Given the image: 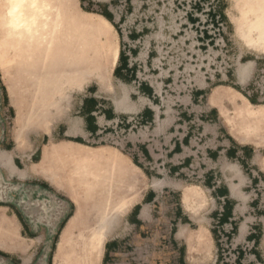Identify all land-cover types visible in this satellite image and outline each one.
Returning <instances> with one entry per match:
<instances>
[{"label": "rangeland", "instance_id": "rangeland-1", "mask_svg": "<svg viewBox=\"0 0 264 264\" xmlns=\"http://www.w3.org/2000/svg\"><path fill=\"white\" fill-rule=\"evenodd\" d=\"M233 1L237 7L230 6H235ZM3 3L0 0V148L13 155L19 170L38 162L50 145L62 139L102 148L78 151L68 160L61 156L56 164L63 170H55L56 187L47 172L31 170L33 174L16 180L0 168V190L4 189L0 196L7 201L0 200V264H23L29 255L28 264H105L104 242L101 246L96 241V252L90 250L84 258L79 251H70L68 240L83 231L76 220L81 211L98 205L99 195L119 198L121 202L114 204H121L120 210L127 207V252L138 250V238L144 239L147 243L142 246L162 257L153 259V264L156 260V264H179V252L188 264H264V256L258 255H264L262 242L256 241L264 239V178L245 163L249 153L243 160L228 153L227 160L219 161L218 140L202 130L209 122L205 111L210 101L230 137L253 147L254 162L264 170V83L259 80L264 46L248 44L226 16L233 10L243 23L241 17L252 15L248 18L258 25L259 14L249 12L264 8V0H64L65 10H75L71 15H79V21L104 13L111 24L102 32L85 34L87 40L81 36L78 56L73 53L76 49L61 50L57 45L53 54L45 52L31 63L20 62L4 37ZM251 61L257 63L254 70ZM243 62L252 64L250 79L247 76L239 85L236 69ZM72 67L80 69L77 80H71L73 86L50 113L46 101H57L48 95L43 80L56 81L63 69ZM40 89L44 96L37 95ZM123 90L125 108H132L123 110V105L117 110L114 100ZM244 92L257 104L249 102ZM82 116L92 133L86 131ZM74 121L85 132L65 136ZM213 122L225 137L220 120L212 117ZM47 163L53 167L51 159ZM230 165L238 168L237 173ZM233 173H242L245 179L238 186L240 198L227 194L229 183L238 184ZM17 184L25 187L18 192L12 188ZM152 190L155 194L147 199ZM124 197L126 202L120 200ZM145 202L149 222L134 223L132 217L139 212L135 205ZM27 208L31 218L23 213ZM62 208L66 212L57 223ZM126 213L119 231L124 229ZM98 218L97 214L94 222ZM200 227L206 232L205 243L176 236L187 237L189 230L193 233ZM249 232L256 240L248 238ZM41 234L46 237L36 241ZM189 249L193 254L188 259Z\"/></svg>", "mask_w": 264, "mask_h": 264}, {"label": "bare ground", "instance_id": "bare-ground-1", "mask_svg": "<svg viewBox=\"0 0 264 264\" xmlns=\"http://www.w3.org/2000/svg\"><path fill=\"white\" fill-rule=\"evenodd\" d=\"M63 3L64 0H4L3 10L1 13L2 31L4 32L5 39L11 44V51H15V54L16 52L18 53L20 62L25 63L29 61L31 63V61L33 60L38 61L43 58V54L45 52H50L53 54L54 49L57 45H61V50H66L68 48L76 49V52L73 53L75 56H78L80 54V51H82L83 49L82 40H87L85 34L94 33L96 31L102 32V30H105L106 27H108L107 19L100 15L93 18L82 17V19L80 18L79 21V15H71L76 13L75 10H73V12L72 10H69L70 8L65 10V5L63 6ZM233 3L235 4V6L232 3L230 6L237 7L238 2L233 1ZM230 13L231 14H229L228 12L226 14L230 24H232L236 28V32L242 34L241 36L245 38V41L248 42V44H251L255 47H259L261 45L264 46V8H261L260 10L254 9L252 12H249L251 14H259L258 17L261 18V21H259L258 25L255 24L254 20L248 18L252 15L241 17L243 18V23H241V19H236L237 15L233 10H231ZM68 18L70 22H72L71 24H69L70 22L67 20ZM84 18L86 19L83 20ZM81 36L83 37L82 40H80ZM114 61L116 62L115 59ZM251 65V62H243L238 64V67L236 69L237 83H242L246 80ZM63 70L64 71H61V74L57 75L58 77L56 81L50 80L49 78L43 80L45 82V85L47 86L46 88L48 90V95H54L52 99H55L56 97L57 101H51V99L46 101L47 105L44 106L47 107L46 109H48L50 113L53 107H59V100L66 92H69L68 88L73 86L71 84L75 80H77V75L80 73V71H78L80 70L79 67H72L68 70L65 68ZM72 79H74L73 82L71 81ZM38 82L40 83L42 81ZM53 89H55L54 92H51ZM39 91L40 92H37V95L44 96V91H42L41 89ZM125 94L126 91L123 90L120 98L114 100L116 109H123V105V110L132 108L131 106L125 108L124 103H126L127 101ZM78 129L79 123L74 121L71 123L67 133L68 135H72ZM54 150L57 153L63 151L70 153L76 152L70 146L61 145H55ZM49 160L50 153L47 151L43 154L42 158L38 162H32L30 166H26L24 170H19L16 165L13 164L11 154L7 150L0 148V168L6 171L9 178H12L16 175L17 178L23 179L31 170H36V172L46 170L45 168L49 166L47 163ZM230 166H232L233 168L236 167L234 165ZM230 170H232L231 172H234L233 169ZM235 170L237 173L238 168L236 167ZM236 175L238 176V174ZM155 185L159 187L158 183H155ZM230 190L233 191L232 193L236 197L240 198L238 192H235L234 187L231 186ZM102 191L103 190H101L100 192ZM114 200L120 203L119 200H116V198L113 196L107 199L99 195L97 203L98 205H94L92 210L85 209L80 212L81 216H79L76 221H78L77 224H79V226L83 227V231H78L75 234H72V236L68 239L69 241H72L71 243H69L70 251H79V255H83V257L85 258L86 254L90 250H92V254L94 253L96 241L101 242L102 246L103 241H100V238L105 237L110 232V229H113L114 225L118 221V216H120L119 213L121 211V204L117 203L115 205ZM97 214L99 218L97 222H94V219L96 220ZM93 215L95 218L93 217ZM179 231L182 233L183 228L180 227V229H178V232ZM45 237L46 235L41 234V236H38V240L36 239V241L39 242ZM101 246L99 247V249L101 248ZM30 257L31 255L24 257L22 259V263L28 264L30 262Z\"/></svg>", "mask_w": 264, "mask_h": 264}, {"label": "crops", "instance_id": "crops-1", "mask_svg": "<svg viewBox=\"0 0 264 264\" xmlns=\"http://www.w3.org/2000/svg\"><path fill=\"white\" fill-rule=\"evenodd\" d=\"M107 21L111 24V22L108 19H107ZM116 33H117V31H116ZM248 50H250V49H248ZM250 51H252L253 53H257V52H255L253 50H250ZM258 54H262V53H258ZM118 58H119V53H118ZM251 62H253V61H251ZM117 64H118V61H117ZM117 64H116L114 70L117 68ZM253 64H254L253 65L254 66L253 70H254L255 65H257V63L254 61ZM249 76H248V78H249ZM243 84H239V85H243ZM211 92H210L211 94H209L208 98H210L211 95H213V91H211ZM241 95L244 96L243 94H241ZM125 96H126V99H127V93L125 94ZM217 99L218 98L215 97L216 101H217ZM207 101H208V99H207ZM84 103H85V101L83 100L82 101V107L85 106ZM205 112H206L205 117L208 118L209 122H207L206 125L203 124L202 130H203V133H205L206 135H210L211 137H213L215 139V141L218 140V145L220 147H219V150L216 151L217 152L216 155H217V158L220 159L219 161L223 160V158L227 160V154L228 153H232L233 156L235 157V159H237V160H243L244 156L246 155V153H249L248 158H247V162H245V163L246 164L249 163V166L253 167L254 173H259L264 178V170L260 166H258L257 163L254 162V159H255V156H256L255 155L256 152H255L254 148L251 147L250 145H242V144L238 143L237 141H235L233 138L230 137V135L227 132V127L225 126V124L223 123V120L219 116V112H218L217 107L215 105H213L212 103H210V101H208V108H207V111H205ZM212 117L213 118L215 117L216 119L220 120V122L223 124L222 128L225 130V135L228 136V137H226V136L224 137V135L221 134L220 127H218L217 125L214 126L215 122L212 123ZM82 122L84 123V127L86 126V131L92 133V131H89L90 129H87V125H85V123L87 124L85 116H82ZM83 129H84L83 127L79 126V129L75 132V134L84 133L85 130H83ZM64 135L67 136V137L73 136V134L72 135H68L67 132L64 133ZM76 142L77 141H74V140H71V139H62L58 143L50 145V147L48 148V151L50 153V159H51V162L53 164V167H51V168L47 167V169L45 168L46 170L40 171V173L41 172L42 173L43 172L44 173L47 172L46 174L51 175L52 178L54 179V181H52V182L49 181V182L51 184H53L55 187H56V182H57L56 181L57 178L55 176V170L60 171L62 169L60 164L57 165L56 162H57V160H59V158H61V156L65 157V159L68 160V158L74 156L75 153H77L78 151H85V152L94 151L95 152L94 149L99 150V149L102 148V147L91 148V147H87V146L81 144V142H78V143H76ZM54 145L70 146L76 152L73 155H69V156L63 155V154L57 153L54 150ZM181 145H183V144H181ZM181 145H180V148H182ZM52 151H54V152H52ZM206 155L208 156V152L207 151H206ZM11 159H12V161L14 163V157H13L12 154H11ZM92 159L95 160L94 156H93ZM14 165H15V163H14ZM64 169H65V166H64ZM30 174H33V173H31V171H29L27 173L26 177H28ZM34 175H36V174H34ZM234 176L238 179V184H235V183L231 182V183H229V187L226 186L227 194H229V196L231 194L233 196H235L232 193L233 191L230 190L231 186L234 187L235 192H239L238 186L243 184L244 181H245L242 173H241V176H237L235 174H234ZM26 177H24L23 179H25ZM42 177H44V175ZM12 179L22 180V179L17 178L16 175L14 177H12ZM45 180H46V178H45ZM124 187H126V185ZM121 188L122 187H119V190H121ZM154 188H156V190H159L160 186L157 187L155 185V183H154ZM118 193H120V192H118ZM152 194H155V191L152 190L151 192H149L147 194L146 198L148 199L150 196H152ZM225 194H226V192H225ZM116 199L119 200V198H116ZM143 199H144V197H143ZM120 200H122L123 202H126V197H124L123 199H120ZM245 200H246V198H245ZM119 202H121V201H119ZM153 202H154V198H152V200H149L148 204H152ZM148 204H146V202H145V204H144L145 206L143 204H136L135 205V206H139V212H138V214L136 216L132 217L135 220L134 223L144 224L146 222H149V213H150V211H149V208L147 206ZM61 210H64V209L62 208ZM126 212H127V207H123V209H121V211L119 213L120 216H118V221L114 225L113 229L112 230L110 229V232L105 237L100 238V241L102 240L104 242V244H103L102 262L104 261L105 264H153L154 263L153 259H155V258L157 259L158 257L162 258V257H160V255H158V253H156V252H154L152 250H148L147 249V245H146V248H144L142 245L147 243V241H145L144 239L138 238L141 241V245H140L138 250H136L134 252H127V213ZM125 213H126V218L124 219V224H123L124 225V229L119 231L118 228H119V226L121 224L122 217H123V215ZM180 226H182V225H180ZM254 226H256V225H254ZM187 230H189V229H187ZM193 231L194 232L192 233V230H189V234H187V237H185L186 235L185 236H183V235L180 236V235H177V234H176V236H177V238L182 239L185 242H187V239L190 238V240H192L194 243L199 244L202 241H203V243H205V241H206L205 229L200 227L198 230H193ZM241 231H242V229H241ZM253 232H254V230H253ZM247 236H248V238H253V239L256 240L255 236L252 235L251 232H249ZM262 238H263V236L261 238H258V240H256V241L257 242L261 241L263 249H264V239L262 240ZM181 254L182 253H180V252L178 253V258H179L178 262H179V264H188L187 261L184 259V255H181ZM192 254H193V252L191 251V249H189V251H187V254H186L187 258L188 259L192 258ZM258 255L260 257L264 256L261 253L258 254ZM254 257H256V256L254 255ZM129 258L133 259L134 261H132V262L128 261ZM156 261H155V264H156ZM160 264H162V262H160Z\"/></svg>", "mask_w": 264, "mask_h": 264}, {"label": "water", "instance_id": "water-1", "mask_svg": "<svg viewBox=\"0 0 264 264\" xmlns=\"http://www.w3.org/2000/svg\"><path fill=\"white\" fill-rule=\"evenodd\" d=\"M8 185L9 184H11L12 185V183H7ZM25 187V184H17V185H14L12 188L13 189H15L16 191H20L19 190V188H24ZM6 188H7V186H6ZM5 188V189H6ZM39 188H37L36 190H38ZM4 190V189H3ZM3 190H0V191H2L3 192ZM35 190V191H36ZM0 200L1 201H4V202H7V201H5L4 199H3V197H1L0 196ZM24 205H28L27 203H25V201H24ZM65 209V208H64ZM64 212H66V211H64ZM64 212H62V213H59L58 214V219H57V223H58V221L61 219V218H63V216H64ZM25 215L27 214V218H31V215H32V213H31V211H30V208H27L26 210H25V212H23ZM28 213H29V215H28ZM56 219V218H55ZM57 223H55V225L57 224ZM52 229H54V226L52 227Z\"/></svg>", "mask_w": 264, "mask_h": 264}, {"label": "trees", "instance_id": "trees-1", "mask_svg": "<svg viewBox=\"0 0 264 264\" xmlns=\"http://www.w3.org/2000/svg\"><path fill=\"white\" fill-rule=\"evenodd\" d=\"M101 15H103L105 18H107L110 22H111V18H110V16L109 15H107V14H104V13H100ZM116 71H117V69H115V73H116ZM236 90H238V91H240V89L239 88H236V87H234ZM240 92H242V91H240ZM243 93V92H242ZM244 95L247 97V99L252 103V104H257V100H255L253 97H251L250 95H247V94H245V92H244ZM147 113H149L150 115H152V112L151 111H149V110H147L146 111ZM77 142H81L80 140H77ZM136 209L135 210H139V206H136L135 207ZM0 255H3L2 253H0Z\"/></svg>", "mask_w": 264, "mask_h": 264}, {"label": "built area", "instance_id": "built-area-1", "mask_svg": "<svg viewBox=\"0 0 264 264\" xmlns=\"http://www.w3.org/2000/svg\"><path fill=\"white\" fill-rule=\"evenodd\" d=\"M260 72H261V76H260L259 80H260L261 83H264V67H263V69L260 70Z\"/></svg>", "mask_w": 264, "mask_h": 264}]
</instances>
